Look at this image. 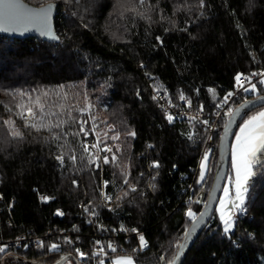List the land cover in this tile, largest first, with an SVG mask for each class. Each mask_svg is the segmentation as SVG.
I'll list each match as a JSON object with an SVG mask.
<instances>
[{"label":"trees","instance_id":"obj_1","mask_svg":"<svg viewBox=\"0 0 264 264\" xmlns=\"http://www.w3.org/2000/svg\"><path fill=\"white\" fill-rule=\"evenodd\" d=\"M52 1L59 4L60 42L0 35V246H7L0 264H32L35 259L55 263L67 253L79 258L75 252L79 244L65 243L62 231L93 246L102 234L121 226L145 230L150 242L142 252L132 253L136 264H164L160 257L168 259L174 251L170 244L181 242L191 224L184 210L191 207L198 214L203 207L218 147L211 152L205 180L198 183L195 170L209 131L186 119L169 124L157 99H152L153 86L160 85L176 102L183 92L196 108L214 111L235 88L238 73L264 68V0H203L202 5L200 0H146L142 7L138 0ZM133 7L137 13L129 10ZM209 89H215V95ZM17 90L31 93L33 100L41 97L45 112L55 113L45 121H67L53 129L59 140H53L47 129L24 128L15 115L21 98L7 94ZM262 93L264 86L259 85L258 94ZM23 99L27 106L28 97ZM262 108H254L244 119ZM33 110L38 111L37 106ZM91 117L101 142L113 146L109 159L115 153L120 165L104 167V176L116 181L112 205L102 198L103 170L82 147L92 136ZM227 118H221L215 131L217 143ZM8 119L24 132L23 140L11 137L3 124ZM81 121L87 122V136L80 132ZM128 131L135 137L127 136ZM76 132L80 135H72ZM115 132L120 139L113 141ZM60 155L63 163L56 159ZM150 161L160 165L153 168L152 191ZM121 169L130 171L127 178L135 192L123 183ZM124 192L127 197L117 200ZM41 194L49 199L42 200ZM245 207L248 217L238 214L228 235L216 209L184 264H264V169L252 177ZM31 234H47L43 247L8 242ZM239 235L236 245L231 238ZM51 244H58L59 250L51 251ZM88 257L79 259L97 264L98 259L109 261L115 255Z\"/></svg>","mask_w":264,"mask_h":264},{"label":"snow or ice","instance_id":"obj_2","mask_svg":"<svg viewBox=\"0 0 264 264\" xmlns=\"http://www.w3.org/2000/svg\"><path fill=\"white\" fill-rule=\"evenodd\" d=\"M122 0H118V3H121ZM201 5L203 4V0H200ZM139 5L142 7L146 4V0H138ZM54 5L52 3H48L46 6L42 5L38 8H31L23 3L20 0H0V31L5 32H24L30 29H36L42 35L49 37L52 40H58L59 37L55 36L51 26V14L53 12ZM133 13H137L136 8L129 9ZM143 18V13H138ZM159 39V38H158ZM150 75V74H149ZM254 77H264V71L253 72L249 75H245L244 73H238L235 76V84L236 87L242 89L244 92H255L259 93V89L257 88V84L252 83V79ZM260 85H264V79H260L258 81ZM250 85V86H249ZM154 90L159 92L161 90L160 85H154ZM166 91V90H165ZM213 95H215V89H209ZM8 95L13 98L20 97V101L15 105L19 111L15 113V115L23 121L24 128L34 129L36 132H40L44 129H47L50 133H52L51 138L53 140H59V133L53 132V129H59L61 124L67 123V121L58 120L55 124H53L50 120L45 121V117L49 115H55L52 112H45L44 105L41 104V97L36 96L33 100L31 93H27L24 91L17 90L15 92H8ZM47 92H44L43 95L47 96ZM235 95L234 92L227 93L223 100L225 103L228 102L231 96ZM28 97L27 106L24 102V97ZM179 100L184 101L189 108L192 107V101L188 97H186L183 92L179 94ZM153 100L158 99L157 96L152 97ZM259 100L264 101V96H258ZM168 103L171 107H176L177 105L172 104L171 100H168ZM248 103L246 102L241 107H247ZM33 105L37 106L38 111L33 110ZM63 108V106H61ZM88 108H91V105H88ZM162 110L164 106L161 105ZM6 111L12 112V108H5ZM86 109H82L81 111H85ZM199 111H203V106L201 105L198 109ZM229 117V123L232 122V118L239 115V111H233L229 109L227 112ZM165 118L169 124L173 123L176 120V116L171 113L165 111ZM93 119V124L91 127V132L96 134L97 143L93 144L92 147L97 148L98 150L105 152H112V148L105 147L104 149H99V136L100 134L96 132V128L98 125L95 123V117H91ZM192 120H196L197 117H191ZM75 122V121H73ZM203 124H208L207 120L199 121ZM86 121H81L80 132H83L85 136L89 135L88 131H85L84 124ZM4 125H7L8 131L13 139L23 140L24 132L21 131L16 126V121L13 119H8L3 121ZM109 130L115 131L114 126H108ZM80 132L72 133V135H80ZM226 134H227V126H226ZM127 136L135 137L136 133L134 131L126 132ZM105 139H108L107 132L104 133ZM45 139H48L45 137ZM111 140L115 141L120 139V133L115 132L114 135L110 137ZM189 139H191V135H189ZM84 151H88V147L86 145H82ZM151 147V145H149ZM117 150L120 149V145H116ZM56 159L63 163V155L57 156ZM71 160L75 161V156L70 157ZM99 159V156H97ZM207 159L208 154L205 153L200 166V174L198 183H203L205 179V173L207 171ZM117 157L115 153H113L111 160L108 156L103 157L104 164L112 163L114 167L119 168L120 165L116 164L115 161ZM90 163H94L91 156L89 157ZM100 167L99 164L96 165ZM153 168H159L160 165L158 162H153ZM232 168L234 170V177H228L229 183L234 184V192L230 187H225L223 189V198L218 201L219 208L217 209L219 212V219L223 224V233L228 235L235 227L236 217L238 214L244 213L247 211L245 207V201L247 199V193L249 191L250 181L253 176L256 175L257 171L264 169V108L259 111L254 112L253 114L247 116L246 119L243 120L241 125L239 126V132L235 134V144L232 146ZM121 176L124 177L123 183L129 185L131 191L135 192L137 189L134 185L129 184L128 176L131 175L130 171L125 169H121ZM142 175V174H141ZM75 183V181H73ZM108 181H105V187L108 186ZM155 188V185H152ZM128 193L124 192L123 196L116 197L117 200H122L127 197ZM213 198L210 196V199ZM42 200H48V197H41ZM106 201H112L113 196L106 195L104 197ZM192 202V201H190ZM195 203H200L199 200L194 201ZM85 211L88 212V207H85ZM90 215H95L94 211L89 213ZM57 215H63L62 212H57ZM186 216L188 220L191 222L192 227L185 230L183 236L180 240L184 242H180L179 240L170 244V247L174 248V251L165 260L164 256L160 257V260L164 262V264H179L180 257L183 255V252L187 246V241L191 238V236L196 231L197 226L201 221L204 220L205 213L201 212L199 215L192 210L191 207L188 208L186 212ZM115 231V230H114ZM119 231H132L138 232L137 229H126L123 226L119 229ZM65 243L71 244L73 243L71 240H65ZM96 245H99V248L95 249L92 253L94 257L107 256L108 252L105 249H110L111 252H117V247L109 241L106 245L102 244L100 241L94 242ZM139 243L140 249L146 248L148 246V242L144 238L143 235H139ZM41 247H43V242L40 243ZM5 246H0V253L5 252ZM58 244H51V251L59 250ZM75 252L79 255V258L83 261L88 259V254L82 252L79 248L75 249ZM67 259V258H65ZM97 264H105L104 259H98ZM111 264H136V261L131 255H118L115 256L111 260Z\"/></svg>","mask_w":264,"mask_h":264},{"label":"built area","instance_id":"obj_3","mask_svg":"<svg viewBox=\"0 0 264 264\" xmlns=\"http://www.w3.org/2000/svg\"><path fill=\"white\" fill-rule=\"evenodd\" d=\"M260 71H264V68L261 69ZM260 71H256V72H260ZM245 75H249V74H245ZM260 79H264V77H254L252 79V83L257 84V88L259 89V83L258 81ZM250 86V85H249ZM264 86V85H263ZM230 92H234L235 95L231 96L228 100L227 103L224 102V100L216 107V109L213 110H204L203 111H199V108H196L193 104L192 99L189 96V99H191L192 101V107L189 108L187 106V104L184 101H174L172 97L169 96L168 93H166L165 91H163L162 89L159 92H156L154 90L153 87V93L154 96H157L158 99L157 101L159 102L160 105L164 106V112L167 111L168 113L173 114L174 116H176V119H186L187 121H191V122H197L200 125H202L203 127L207 128L209 133H208V137L207 140L205 142L202 154L200 156L199 159V163L198 166L196 167L195 170V178L198 176L199 170H200V166H201V161L205 155V153H208L210 151H212L213 149H215L216 147H218L219 143H217L216 139H215V131L219 125V122L221 121V118L225 115H227V112L229 111V109L233 110L237 104L241 103L242 101H244L245 99H248L249 97L255 95V92H244L242 89H239L236 87L230 91ZM171 100L172 104L177 105L176 107H171L168 103V100ZM196 116L197 119L196 120H192L191 117ZM203 120H207L208 124H203L200 123L199 121H203ZM97 143V139H93V138H88L86 139V146L88 147V150L92 153H94L95 158L97 159V156H99L98 162L100 164L101 169L103 170V179H102V198L103 200L108 204V205H112L113 200L112 201H106L104 199V197L106 195H111L113 196L114 193V189L116 188V181L115 178L113 176L110 177H106L104 176L105 174V164L103 163V157L104 156H108L110 153L112 152H105V151H101L98 150L97 148L92 147L93 144ZM105 147H110L112 148L113 151V146L112 144H105V145H101L99 143V149H104ZM153 161H150L147 165V170H148V179H149V183H148V188L152 191L154 188L152 187V182L151 180L154 178L153 177ZM108 181V186L105 187L104 182ZM193 190V183L191 185L188 186V193L192 192ZM41 197H47L46 194H41ZM2 194L0 193V199H2ZM185 200L188 201L190 200V195H186L185 196ZM188 209L184 210V215H186ZM58 212H62V211H58ZM63 213V212H62ZM62 216V215H61ZM242 217L243 218H247L248 214L247 212L242 213ZM121 227L119 228H114L115 231H113L112 233H109L107 235L102 234L101 237L99 238L98 241H100L102 244L106 245L109 241H111L116 247H117V252L113 253L111 252L110 249H105V251L108 252V255H125V254H131L133 252H142L144 249H146L147 247H149L150 242L149 240L145 237V230L143 229H139L136 227L130 228V229H137L138 232H132V231H119ZM125 228V227H124ZM128 229V228H126ZM61 234L65 235V238L68 240H71L72 242H75L78 245V248L88 254L92 255L93 251L97 248H99V245H87V244H82V240L79 236H75V233L72 232H65L62 231ZM139 235H143L144 238L146 239V241L148 242V246L146 248L140 249V243H139ZM47 236V234L44 235H39V234H31V235H27L24 237H19V238H15L12 240H9L8 242L11 244H17V245H22L23 243L27 244V245H38L41 242L44 241V238ZM240 235L239 236H233L231 238V241L236 244V245H240ZM133 238H136V243L133 244L132 240ZM120 239H123V241H121ZM107 255V256H108Z\"/></svg>","mask_w":264,"mask_h":264},{"label":"water","instance_id":"obj_4","mask_svg":"<svg viewBox=\"0 0 264 264\" xmlns=\"http://www.w3.org/2000/svg\"><path fill=\"white\" fill-rule=\"evenodd\" d=\"M21 3L31 7V8H38L42 5H47L48 3H52L54 5L53 12L51 14V26L52 30L55 36L59 37L58 40H52L49 37H46L42 35L39 31L36 29H30L28 31L24 32H5L0 31V35H5L8 37L13 38H28V37H34L39 38L43 40H48L52 42H60L61 37L59 32L57 31L56 26V17L58 13L59 4L56 1H47L42 4H34L31 3L28 0H20ZM258 96H264V93L258 94L252 97H249L248 99H245L241 103H239L233 111H239V115L232 118V122L229 123V117L227 118L219 139V146H218V158L216 162V168L214 172V179L212 186L209 190V193L204 201L203 207L201 209V212L205 213L204 220L199 223V225L196 228V231L191 236V238L187 241V246L183 252V255L180 257L179 264H184V261L189 253V251L194 246L195 242L203 232V230L206 228V226L209 224L210 220L212 219L218 205V201L220 200V197L222 195L223 189L225 187V184L227 182V178L230 171V161H231V152H232V143L233 139L235 137V134L237 130L239 129V126L241 125L243 119L246 117V115L252 111L254 108L264 105V101L259 100ZM246 102L248 103L247 107H241V105H244ZM226 126H227V134H226ZM210 196L213 197L210 199ZM198 213V215H199ZM192 224L189 225L188 228H191ZM187 228V229H188ZM181 242H184L181 240ZM67 258V259H65ZM72 260L75 264H83L82 261L73 253H67L63 255L58 261L55 263H42V264H65L67 261Z\"/></svg>","mask_w":264,"mask_h":264},{"label":"rangeland","instance_id":"obj_5","mask_svg":"<svg viewBox=\"0 0 264 264\" xmlns=\"http://www.w3.org/2000/svg\"><path fill=\"white\" fill-rule=\"evenodd\" d=\"M255 95H257L258 93H254ZM96 132L98 133V131L96 130ZM239 132V129H238V131H237V133ZM91 135L92 136H90V137H88V138H93V139H97V137H96V134L95 133H92L91 132ZM87 138V139H88ZM99 140H100V144L103 146V145H105V144H111V143H102L101 141V137H99ZM85 142H86V140H85ZM85 142H84V145H86L85 144ZM235 144V137H234V139H233V143H232V146ZM88 152H90L89 150H88ZM211 152L212 151H210V152H208L207 154H208V159H207V171H206V173H205V178H206V175H207V172H208V164H209V159H210V157H211ZM90 153H92V152H90ZM93 154V156H94V153H92ZM94 158H95V156H94ZM96 159V158H95ZM96 161H97V163L99 164V162H98V160L96 159ZM100 165V164H99ZM199 174H200V170H199V173H198V181H199ZM234 175H235V173H234V170H233V168H232V152H231V163H230V171H229V175H228V177H234ZM205 180V179H204ZM225 187H230L231 188V190L234 192V184H230L229 183V179L227 178V182H226V184H225ZM224 187V188H225ZM221 198H223V192H222V195H221V197H220V199ZM113 200H114V198H113ZM219 208V204L217 205V209ZM217 213H218V215H219V212H218V210H217ZM236 219V218H235ZM127 255H131V254H127ZM118 256V255H117ZM131 256H133V255H131ZM114 258V257H113ZM112 260V259H111ZM111 260H109V261H106L105 260V264H111ZM42 263H44L41 259H35V260H33L32 261V264H42ZM65 264H75L74 263V261H72V260H69V261H67Z\"/></svg>","mask_w":264,"mask_h":264},{"label":"bare ground","instance_id":"obj_6","mask_svg":"<svg viewBox=\"0 0 264 264\" xmlns=\"http://www.w3.org/2000/svg\"><path fill=\"white\" fill-rule=\"evenodd\" d=\"M52 1V0H51Z\"/></svg>","mask_w":264,"mask_h":264}]
</instances>
